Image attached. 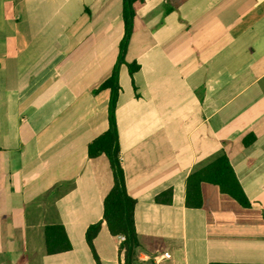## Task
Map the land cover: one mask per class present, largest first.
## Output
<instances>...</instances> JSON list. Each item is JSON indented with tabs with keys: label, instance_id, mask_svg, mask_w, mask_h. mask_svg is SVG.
<instances>
[{
	"label": "crops",
	"instance_id": "1",
	"mask_svg": "<svg viewBox=\"0 0 264 264\" xmlns=\"http://www.w3.org/2000/svg\"><path fill=\"white\" fill-rule=\"evenodd\" d=\"M123 2L0 0V264H96L84 233L112 171L87 146L114 70L134 264H264V0L135 1L128 33ZM220 154L248 206L204 183L186 207V177ZM47 224L69 250L44 252ZM119 244L102 221L99 263L125 264Z\"/></svg>",
	"mask_w": 264,
	"mask_h": 264
},
{
	"label": "trees",
	"instance_id": "2",
	"mask_svg": "<svg viewBox=\"0 0 264 264\" xmlns=\"http://www.w3.org/2000/svg\"><path fill=\"white\" fill-rule=\"evenodd\" d=\"M141 0H124L123 20L125 30L129 32V19L133 15V3ZM136 68L129 64V74ZM109 89L110 101L108 104V128L105 132L91 141L87 146L89 157L104 154L112 171V186L102 201V219L90 224L84 233L96 264H100L93 247V239L100 230L103 221L112 236L123 235L118 250L124 253L125 264H134L135 250L138 247L137 236L133 225V207L135 200L128 196L124 188V176L119 162L118 145L116 140V127L114 109L117 95L116 70L104 80L95 91ZM207 183L217 187L218 191L227 195L242 207H247L246 199L236 175L230 166L227 157L220 154L204 166L193 170L185 179V206L198 208L202 204L201 186ZM156 203L169 204L171 202V189L168 188L154 197ZM43 244L46 254H55L71 248L64 228L61 224H47L43 227Z\"/></svg>",
	"mask_w": 264,
	"mask_h": 264
},
{
	"label": "built area",
	"instance_id": "3",
	"mask_svg": "<svg viewBox=\"0 0 264 264\" xmlns=\"http://www.w3.org/2000/svg\"><path fill=\"white\" fill-rule=\"evenodd\" d=\"M118 239H119L120 242H122L124 240V236L123 235H118ZM162 256L166 257V258L169 257L168 253H164Z\"/></svg>",
	"mask_w": 264,
	"mask_h": 264
}]
</instances>
